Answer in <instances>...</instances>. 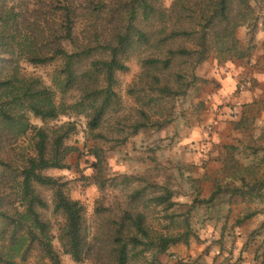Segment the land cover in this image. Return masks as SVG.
<instances>
[{
	"label": "trees",
	"instance_id": "16d2710c",
	"mask_svg": "<svg viewBox=\"0 0 264 264\" xmlns=\"http://www.w3.org/2000/svg\"><path fill=\"white\" fill-rule=\"evenodd\" d=\"M259 4H264V0H173L169 7L162 0H88L84 8L87 19L92 20L91 29L95 31L80 37L75 34L79 8L66 2L58 7L61 32L49 35L53 44L50 51L15 48L14 39L8 32L10 15L0 16V144L17 140L28 132H33L36 139L35 154L26 158L20 173V194L25 210L13 212L0 203V239H8L7 247L21 249V260L26 261L35 245L49 264H64L53 246L49 224L38 211V207L47 206L38 194V184L53 190L54 211L65 217L60 233L64 252L77 262L83 261L88 252L84 205L68 196L67 182L44 173L49 168L69 167L66 158L78 149L67 145L66 139L75 132L76 124L64 122L49 131L33 125L29 112L44 120L56 119L70 110L85 112L89 116L90 129H98L117 104V93L112 86L116 82V72L128 71L126 59L138 51L144 54L142 69L130 92L142 106L138 109L140 115L148 117L145 107L158 108V113L165 99L186 93L191 83L186 81L184 72H191L195 79L197 67L208 58L212 49L222 55H245L239 45L237 29L248 25L252 41L258 27L256 12ZM95 19L98 21L94 22ZM100 22L111 25L110 32H99ZM65 40L75 46V51L63 47ZM97 54L100 56L96 57ZM21 56L35 65L62 61L59 70L63 76L59 85L61 93L76 90L79 99L71 104L57 103L54 92L39 77L21 73ZM101 81L104 85L99 84ZM144 127L146 123L138 121L132 133ZM91 153L96 158L92 164L96 169L94 182L103 189L107 186L104 153L99 148L92 149ZM7 164L0 157V166ZM258 183L257 188L263 189L264 180ZM249 186V191L254 192L256 187ZM142 191H133L129 195L128 208L113 220L109 264H129L132 257L149 249L155 253L147 264H161L158 254L177 243L188 245L190 242L191 226L186 221V229L181 235L152 236L146 223L147 215L132 205L140 200ZM172 197V191L166 189L150 201L169 210L175 204ZM256 213H248L239 222ZM260 228H264V222ZM0 264L18 263L1 247Z\"/></svg>",
	"mask_w": 264,
	"mask_h": 264
},
{
	"label": "rangeland",
	"instance_id": "374dc122",
	"mask_svg": "<svg viewBox=\"0 0 264 264\" xmlns=\"http://www.w3.org/2000/svg\"><path fill=\"white\" fill-rule=\"evenodd\" d=\"M172 1L162 0L167 7ZM66 2L73 3L79 8L75 34L80 37L93 34L95 30L91 29L90 21L92 20L87 19L84 8L88 0H0V16L10 15L8 32L14 39V47L23 49V51L30 50L31 47L50 51L53 44L49 35H57L61 32L58 7ZM258 6L261 9L257 7L256 23L260 27L264 23V4ZM96 21L98 20L95 19L94 22ZM102 24L103 22H100L99 32H110L111 25ZM105 26L107 28L103 29ZM258 27L253 32L252 41L256 37ZM237 31H242L239 45L245 50L248 45L251 46L250 32L252 31L248 25L239 27ZM63 47L70 52L76 49L67 40L63 41ZM261 47L264 48V43ZM217 53L215 49H212L207 60ZM143 55L135 51L126 59L129 70L116 72V82L112 86L117 93V104L113 105L98 129H90L89 116L85 112L78 113L70 110L67 114L48 120L28 113L33 125L49 131L64 122L70 121L76 124L75 132L66 139L67 145L78 149L66 158L69 167L49 168L44 173L67 182L68 196L80 200L85 207L88 252L83 261H75L64 252L61 246L60 233L65 224V217L61 212L54 211L53 190L46 186L36 185L38 194L47 202V206L38 207V211L43 220L49 224L53 246L59 252L62 262L64 264H109L110 244L114 232L113 220L128 208L129 195L135 190H143L139 202L135 201L137 203L132 205L147 215L146 223L153 237L161 234L181 235L186 229L185 221L191 226L190 239L192 241L188 245L177 243L166 252L158 254L161 264H264V228H260L264 222V188H257L258 182L264 180V132L259 140L253 141L252 144L253 155L259 164L258 169H254V179L248 184L256 187L254 192L259 196L252 199L250 206L241 208L238 212L242 204L239 202L240 198L237 197L235 209L231 207L228 212V202L231 201V205L234 203H232L233 197H228L226 192L235 189L239 191L243 189L242 186L244 187L246 182H225L223 179L220 182L208 184V181H199V188L202 191L210 188L214 196L204 198L202 195H195L194 192L189 191L190 187H195L193 181L196 178L193 180L189 178L194 174L186 167L176 165L172 160H166V157H168V149L174 142L171 127L176 121H183L181 118L187 116L185 112L193 105L190 99L193 98V89L201 80L198 72L202 64L195 71V79L191 72L187 70L184 72L186 81L191 83L184 95L165 99L158 113H156L158 108L145 107L148 117L144 118L138 113V109L142 106L130 92L142 69ZM99 56L96 55V57ZM61 66L62 61L60 60L35 65L24 56L19 59L21 73L39 77L54 92V99L57 103L71 104L79 99L80 94L76 90H70L66 94L61 93V87H59L63 79V76L59 74ZM246 75L251 77V83L244 91L255 82L254 76L249 72L242 77ZM99 84L104 85L102 81ZM244 91H238L236 85L233 94L238 97ZM236 103L242 109L239 99H235L227 103L228 113L230 107ZM225 104H220L216 109L220 108L219 112H221ZM241 116L242 110L238 119L231 118V120L237 122ZM138 121H144L146 127L133 134V127ZM210 125L205 124L201 127L205 136L213 131V127L212 130H208L207 127ZM205 136L202 139L204 141L207 140ZM35 140L34 133L28 132L17 140L3 141L0 144V157L8 163L7 166H0V203L12 209L13 212L25 210L20 194V173L26 158L35 154ZM94 148L102 149L105 157L104 178L107 179V186L103 189L94 182L93 178L96 169L92 164L96 158L91 151ZM202 154H205L203 150ZM205 162V158L201 159L199 166L205 167ZM166 189L172 191V201L175 202L169 210H164L162 206L150 201L152 197L164 193ZM252 211L260 212V215H257V222L252 221V218L241 221L243 223L239 222ZM222 223H225L223 227ZM238 224L244 233L241 239H238L236 229L233 228ZM257 229L259 232L255 233ZM7 245H9L7 238L0 239V248L4 247L9 251L18 264H49V260L35 245L26 261L21 260V249H9ZM154 253L155 250L149 249L147 252L132 257L129 264H147Z\"/></svg>",
	"mask_w": 264,
	"mask_h": 264
},
{
	"label": "crops",
	"instance_id": "0c3cea01",
	"mask_svg": "<svg viewBox=\"0 0 264 264\" xmlns=\"http://www.w3.org/2000/svg\"><path fill=\"white\" fill-rule=\"evenodd\" d=\"M257 31L251 46L245 48V55L242 57L217 53L202 63L198 72L201 80L193 89V98L190 99L193 105L188 104L191 108L186 107L187 116L181 118L183 121H176L171 127L174 142L168 149L166 157V160H172L176 165L186 167L194 174L189 178L191 180L196 178L193 181L195 187H190L189 191L204 198L211 195L213 197L214 192L212 194L210 188L202 191L199 188V181H208V184L223 179L225 182H246L245 186H242L243 189L226 192L228 197H233L234 203L231 205V201L228 202V212L231 207L235 209L237 197L242 204L238 208L239 212L241 208L250 206L254 197L259 196L258 193L249 191L248 184L254 179V169L259 164L253 155L252 144L253 141H258L264 132V48L261 47L264 43V23ZM240 32L237 31L238 39ZM247 72L254 76L255 82L237 97L233 94L237 82ZM235 99H239L242 107V116L237 122L231 120L227 105ZM223 103L226 104L222 111L217 112L216 107ZM205 124H211L213 127V131L207 136L201 128ZM204 136L207 138L205 141L202 140ZM202 150L205 154H202ZM203 158L206 164L205 167H200L199 162ZM257 215H260V212L251 217L252 221L257 222ZM221 225L223 227L225 223ZM233 228L236 229L238 239L244 237L239 224Z\"/></svg>",
	"mask_w": 264,
	"mask_h": 264
},
{
	"label": "built area",
	"instance_id": "2783aa9c",
	"mask_svg": "<svg viewBox=\"0 0 264 264\" xmlns=\"http://www.w3.org/2000/svg\"><path fill=\"white\" fill-rule=\"evenodd\" d=\"M250 83H251V77L250 76L246 75V76L242 77L237 83V90L238 91H244L249 86ZM216 110L219 112L220 108H218ZM229 114H230V117L233 119H238L240 117L241 108H240L238 103H236V105H233L232 107H230ZM207 128H208V130H212L211 125L208 126Z\"/></svg>",
	"mask_w": 264,
	"mask_h": 264
}]
</instances>
